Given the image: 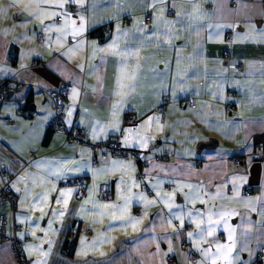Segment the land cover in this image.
Returning a JSON list of instances; mask_svg holds the SVG:
<instances>
[{
    "label": "crops",
    "instance_id": "crops-1",
    "mask_svg": "<svg viewBox=\"0 0 264 264\" xmlns=\"http://www.w3.org/2000/svg\"><path fill=\"white\" fill-rule=\"evenodd\" d=\"M29 2L0 0V169L28 264H264V0ZM67 86L65 123L145 167L49 130ZM0 264H17L8 240Z\"/></svg>",
    "mask_w": 264,
    "mask_h": 264
},
{
    "label": "built area",
    "instance_id": "built-area-1",
    "mask_svg": "<svg viewBox=\"0 0 264 264\" xmlns=\"http://www.w3.org/2000/svg\"><path fill=\"white\" fill-rule=\"evenodd\" d=\"M237 0H231L232 3H236ZM74 11V8L71 9ZM60 21V19H59ZM104 32L109 33V27H104ZM39 39L42 40L43 35L38 36ZM230 38V35L228 36ZM230 54H225V58L228 59ZM233 69L236 71H240L242 69L241 65L233 66ZM14 85L12 82L6 80H0V101L3 102L7 100L9 97L12 88ZM71 94L70 87H64L60 91L53 93L50 95V98L54 104V108L56 111L55 118L50 122L49 128H52L55 131L63 132L67 135L68 140L75 142L79 145L87 146L91 149L93 153L102 152L103 156L109 155H117L123 159H133L136 161H140L141 164L145 167L146 163L141 160V153L134 150L124 149L117 137H112L106 142H91L86 140L87 130L85 128H78V126L74 123L71 126L67 125L64 121L62 110L66 105L67 98ZM234 92H229V97H233ZM172 99L170 96H166L162 105L160 106V113L164 115L167 107L170 105ZM183 103L186 106L191 108H196V104L191 97H185L183 99ZM227 109L229 112L233 110V103H229L227 105ZM30 116L34 115V112H29ZM13 122V121H12ZM136 118L133 115H127L126 123L135 124ZM34 155L31 156L33 158ZM168 156H160L158 159H166ZM236 166L240 165V161L238 159L235 160ZM141 177H143L141 175ZM0 178H3V181H0V241H9L12 245V249L17 261V264H28L24 251H23V242L20 241L17 237L19 232V224L17 222V210H18V195L11 187V177L9 176L8 170L5 167L0 169ZM66 185L73 186L78 189L79 195H83V192L86 188V182L84 179H75ZM166 190H170V188H166ZM101 196L104 199H110L112 195L111 188L108 185H103L101 187ZM248 193V192H247ZM136 214L138 216L142 215L141 210H137ZM9 229V231H8ZM183 249H186V245H183ZM188 257L190 260H197V255L189 251Z\"/></svg>",
    "mask_w": 264,
    "mask_h": 264
},
{
    "label": "snow or ice",
    "instance_id": "snow-or-ice-1",
    "mask_svg": "<svg viewBox=\"0 0 264 264\" xmlns=\"http://www.w3.org/2000/svg\"><path fill=\"white\" fill-rule=\"evenodd\" d=\"M20 3H21V0H11L12 6H18ZM48 3H49V0H30V2L24 6V11H27L29 7L34 6L37 10L35 12H29L28 15L39 18L40 16L45 15V12L41 6L44 4H48ZM57 6L63 7V3H61ZM3 15H4L3 10L0 9V16H3ZM65 203H67V201H65ZM104 207H109V205H105ZM189 235H191V234H189ZM46 254L47 253H45V255ZM205 254H207V253H205ZM36 264H41V262L37 261Z\"/></svg>",
    "mask_w": 264,
    "mask_h": 264
},
{
    "label": "trees",
    "instance_id": "trees-1",
    "mask_svg": "<svg viewBox=\"0 0 264 264\" xmlns=\"http://www.w3.org/2000/svg\"><path fill=\"white\" fill-rule=\"evenodd\" d=\"M10 82V81H9ZM12 88V90L14 89V87H11ZM11 90V91H12ZM31 98H29V100H28V103H27V108L29 107V104H30V100ZM49 130H52V128H49ZM71 251H72V249H71V245H70V242H68L67 243V246H66V250H65V253L67 254V255H71Z\"/></svg>",
    "mask_w": 264,
    "mask_h": 264
}]
</instances>
